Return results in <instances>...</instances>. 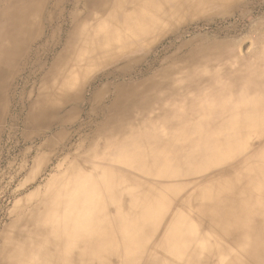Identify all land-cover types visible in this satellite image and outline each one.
Listing matches in <instances>:
<instances>
[{
  "label": "bare ground",
  "instance_id": "6f19581e",
  "mask_svg": "<svg viewBox=\"0 0 264 264\" xmlns=\"http://www.w3.org/2000/svg\"><path fill=\"white\" fill-rule=\"evenodd\" d=\"M62 1L0 0V134L11 80L46 24L59 19ZM225 1L77 0L68 43L22 122L24 142L39 127L51 131L47 105L60 111L63 91L134 61L131 54L178 27L182 15ZM211 63L209 76L219 72ZM182 64L158 75H177ZM179 79L169 90H146L166 89L159 80L114 87L117 116L95 133L105 139L102 153H84L15 205L0 233V264H264V90H198L190 75Z\"/></svg>",
  "mask_w": 264,
  "mask_h": 264
},
{
  "label": "rangeland",
  "instance_id": "374dc122",
  "mask_svg": "<svg viewBox=\"0 0 264 264\" xmlns=\"http://www.w3.org/2000/svg\"><path fill=\"white\" fill-rule=\"evenodd\" d=\"M75 2L62 1L59 19L47 23L32 43L5 93V118L0 134V233L13 217L12 209L23 198L42 191L50 179L63 175L71 165L80 162L84 153H90L91 158L102 153L105 139L96 138L95 133L117 116L112 110L114 87L124 90L148 80H159L168 86L188 74L196 80L194 86L198 85V90H264V0H226L221 6H204L182 15L178 27L155 39L143 51L131 54L129 57L135 58L134 61L126 64L117 61L86 76L79 89L63 91L60 101L64 105L60 111L47 105L48 117L43 122L50 124L51 131L39 127L36 135L24 142L22 122L37 99L41 79L68 43L72 30L68 16ZM54 31L57 40L51 39ZM35 54L41 56L39 62ZM195 55L198 62L193 63ZM206 57L214 60L206 61ZM216 61L220 63L219 72L209 76L214 69L211 62ZM181 63L179 74L163 78L158 75L159 71ZM228 63L230 66L225 70L222 64ZM198 66L205 68L203 75L197 68L193 69ZM62 84L61 78L57 87L61 88ZM194 86L184 84L189 90ZM169 89L168 86L146 90ZM160 96L159 91L154 92L147 99L148 104L154 105ZM54 113H58L57 117L52 116ZM9 130H12L10 134ZM19 191L10 196L11 192Z\"/></svg>",
  "mask_w": 264,
  "mask_h": 264
}]
</instances>
